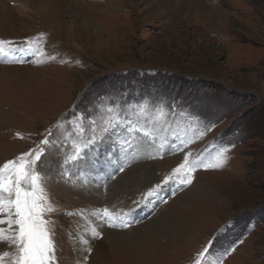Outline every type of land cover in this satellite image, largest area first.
Wrapping results in <instances>:
<instances>
[{"label":"rangeland","instance_id":"obj_1","mask_svg":"<svg viewBox=\"0 0 264 264\" xmlns=\"http://www.w3.org/2000/svg\"><path fill=\"white\" fill-rule=\"evenodd\" d=\"M80 1L0 0V39L33 49L0 62V166L50 140L36 167L55 264L73 229L96 240L79 264H264V0H210V19L181 0L160 14L142 0ZM193 106L198 120L183 115ZM116 116L153 137L133 133L103 166L67 159ZM224 147L223 168L180 183L186 158Z\"/></svg>","mask_w":264,"mask_h":264},{"label":"snow or ice","instance_id":"obj_2","mask_svg":"<svg viewBox=\"0 0 264 264\" xmlns=\"http://www.w3.org/2000/svg\"><path fill=\"white\" fill-rule=\"evenodd\" d=\"M15 44V41L0 39V62L16 64L26 62L22 54L33 52L30 42L26 41L25 47L15 46ZM17 53L21 55H17ZM171 107V105L168 106L169 110ZM183 115L198 120L204 113L193 106ZM156 116L157 118L164 116V110L160 109ZM92 123L96 124V121L93 120ZM92 131L93 134L82 144H76L74 152L67 157L77 167L103 166L105 162H110L111 155H114L115 151L124 152L130 147L133 133H142L144 138H151L154 135L153 130L139 127L135 123L129 122L127 118L119 116L113 117L112 120L101 126L99 132L95 128ZM50 144V140L45 138L40 142V147L29 150L0 166V243L15 247L16 255L11 258V264H55L56 245L52 240L49 221L44 219L46 212L53 211L51 204L45 203L48 200L45 182L49 178L41 176L36 167L37 162L44 155V146H50ZM101 145H106L103 153L98 151ZM229 150L227 147L222 148L212 155L207 163L199 158L195 162L186 158L184 163L175 169L174 174L183 170L184 176L180 183L191 185L194 179L193 174L198 169L223 168L228 161ZM119 170L123 171V168ZM167 182L166 179L165 183ZM159 187L160 185H157L156 189ZM154 195V189L147 193L148 197ZM103 214L110 216L106 209ZM13 226H15L14 231ZM109 226L115 227L116 225L110 224ZM123 226L127 227L128 225L125 223ZM9 232L11 235L7 234ZM94 236L101 238L98 233H94ZM211 248L210 243L205 249L208 257L212 256V251H209ZM87 251L90 253L91 248L89 247ZM8 258L9 252H3L0 255V264H4ZM204 264H219V261L209 258Z\"/></svg>","mask_w":264,"mask_h":264},{"label":"bare ground","instance_id":"obj_3","mask_svg":"<svg viewBox=\"0 0 264 264\" xmlns=\"http://www.w3.org/2000/svg\"><path fill=\"white\" fill-rule=\"evenodd\" d=\"M43 1L44 0H36L37 3H41ZM58 1H59V3H62L63 5L65 4V0H56V2H58ZM97 1L98 2L112 1L114 3L120 2V0H97ZM84 2H86V1L81 0L80 4L84 3ZM142 2H144V3L150 2L152 4L151 9L152 8L154 9V13L160 14V12L162 13V11L165 8L167 9L169 7V5L173 2V0H158V4H157L156 0H142ZM209 3H210V0H181L180 3L177 5V7L179 10H185L186 8H189L192 11H198L199 13H201L203 15L204 14L207 15V18L210 19V18H213V15L216 13L214 11H212V8H210ZM7 5H9V4H7ZM96 5H97V3H95V6ZM163 15L164 14H162V16ZM6 29H7V27H6ZM3 31H7V30L3 29ZM7 234L9 235L10 233H7ZM91 236H92V233H90V232H86V231H83L80 229H73L70 231V233H68V235L66 237H64L63 240L60 237L59 241H61V248L59 249L60 251L58 253H59V255L64 257L63 259H66V260L62 259L61 264H79V261L81 260V255L84 254V250L87 249V245L92 246L95 243L94 241H96L95 239L93 240V237H91ZM98 244L103 245V244H100L99 242H98ZM83 248H85V249L83 250ZM94 254L97 256V253H94Z\"/></svg>","mask_w":264,"mask_h":264}]
</instances>
